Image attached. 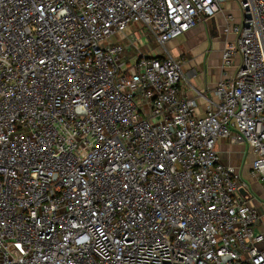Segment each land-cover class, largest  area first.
Returning <instances> with one entry per match:
<instances>
[{"label": "built area", "instance_id": "built-area-1", "mask_svg": "<svg viewBox=\"0 0 264 264\" xmlns=\"http://www.w3.org/2000/svg\"><path fill=\"white\" fill-rule=\"evenodd\" d=\"M226 1L0 0V264H264L218 148L245 144L264 187V0L226 14L208 93L166 52Z\"/></svg>", "mask_w": 264, "mask_h": 264}, {"label": "crops", "instance_id": "crops-1", "mask_svg": "<svg viewBox=\"0 0 264 264\" xmlns=\"http://www.w3.org/2000/svg\"><path fill=\"white\" fill-rule=\"evenodd\" d=\"M229 12L233 14L236 22L241 21L242 13L237 0H227L222 12L199 22L184 35L166 44V52L182 57L185 69L194 74V88L184 89L187 97H198L197 91L208 93L223 75L222 50L227 41L234 38L232 34L222 33L226 14ZM218 148L224 161L238 165L243 178L249 182L248 199L263 215V221L257 226V231L264 233V187L260 180L251 174L252 154L245 144L232 143L226 139L219 142Z\"/></svg>", "mask_w": 264, "mask_h": 264}, {"label": "rangeland", "instance_id": "rangeland-1", "mask_svg": "<svg viewBox=\"0 0 264 264\" xmlns=\"http://www.w3.org/2000/svg\"><path fill=\"white\" fill-rule=\"evenodd\" d=\"M134 29L137 30V26H134ZM137 34L139 37H142L144 43L143 45L141 46L142 50H146L147 47L146 46H150L152 48V50H155L156 52L158 51V44L155 40L154 37H151V41L148 39L147 37V33H146V30L145 29H139L137 31ZM132 53H134V51H132Z\"/></svg>", "mask_w": 264, "mask_h": 264}]
</instances>
